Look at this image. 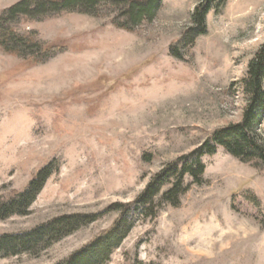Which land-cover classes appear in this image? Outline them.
<instances>
[{"label": "rangeland", "instance_id": "1", "mask_svg": "<svg viewBox=\"0 0 264 264\" xmlns=\"http://www.w3.org/2000/svg\"><path fill=\"white\" fill-rule=\"evenodd\" d=\"M21 1L0 0V16ZM199 1L161 0L153 19L133 23L119 1L100 0L14 29L64 50L33 64L0 48V199L56 161L30 213L0 219V235L62 215L99 217L0 264L66 261L112 226L110 205L133 202L166 164L242 120L264 0H226L185 43ZM31 44L21 52L31 56ZM258 130L264 139V119ZM203 161L202 182L188 179L177 207L159 203L166 184L156 216H140L106 264H264V168L221 147Z\"/></svg>", "mask_w": 264, "mask_h": 264}, {"label": "trees", "instance_id": "2", "mask_svg": "<svg viewBox=\"0 0 264 264\" xmlns=\"http://www.w3.org/2000/svg\"><path fill=\"white\" fill-rule=\"evenodd\" d=\"M100 0H23L6 10L0 16V48L6 53L27 57L33 64L43 63L47 57H52L58 51L64 50L59 45H46L37 42L31 34L17 32L23 21H43L50 15L74 7L91 8ZM121 3L123 12L133 23L143 19H153L161 0H117ZM226 0H200L192 14L193 26L185 36V41L204 35L206 17L214 8H219ZM18 18V24L12 25L11 19ZM129 29L128 26H121ZM35 43V51L31 56L21 52L27 46ZM174 56L181 58L179 50L172 49ZM29 56V57H28ZM241 85L248 96V104L240 122L232 123L217 129L209 139L200 144L188 154H183L166 164L156 173L145 186L141 194L130 203H114L108 211L118 212L112 226L101 232L91 242L74 252L66 261L60 264H106L110 254L117 249L136 225L140 216L154 218L156 198L162 188L169 187L161 194L160 205L163 202L177 207L180 196L188 189L185 185L190 179L201 183L206 171L203 158L215 155L218 148H224L229 154L255 167L264 168V139L258 127L264 119V44L256 51L249 63L247 77ZM56 161L49 163L36 171L21 191L13 192L0 199V219L14 215H28L30 207L44 188L46 182L54 173ZM99 215L69 214L49 220L34 229L22 233H6L0 235V257L16 256L24 253L35 254L50 247L53 243L71 235L83 226L94 223Z\"/></svg>", "mask_w": 264, "mask_h": 264}]
</instances>
